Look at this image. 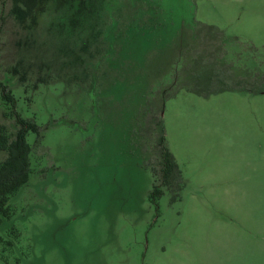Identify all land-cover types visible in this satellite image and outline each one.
<instances>
[{
	"label": "rangeland",
	"instance_id": "obj_1",
	"mask_svg": "<svg viewBox=\"0 0 264 264\" xmlns=\"http://www.w3.org/2000/svg\"><path fill=\"white\" fill-rule=\"evenodd\" d=\"M85 5L73 19L49 2L27 33L0 0V83L14 97L0 89V163L15 113L39 128L0 225V264H264V92L165 100L164 146L185 183L175 200L150 115L182 46L196 31L194 52L210 44L198 24L222 33L236 82L264 89V0ZM20 60L24 84L8 71Z\"/></svg>",
	"mask_w": 264,
	"mask_h": 264
},
{
	"label": "trees",
	"instance_id": "obj_2",
	"mask_svg": "<svg viewBox=\"0 0 264 264\" xmlns=\"http://www.w3.org/2000/svg\"><path fill=\"white\" fill-rule=\"evenodd\" d=\"M12 4L10 14L23 30H27L30 33L31 30L38 25L37 16L38 12L44 11L45 5L49 2H54V10L64 11L66 9L72 10L70 17L78 18L77 16L82 13L86 8L87 0H9ZM85 6V7H84ZM86 10V9H85ZM85 13V12H84ZM84 13L81 14V18L84 17ZM63 19V17H58ZM201 29L206 32H210V44L203 49V53L199 54L194 52V46L199 40L203 41V37L198 31L194 38L190 42H186L180 49L177 61L178 68L171 75L170 84L167 87L161 85L159 97L161 99L160 104L157 106L154 112L150 115H156L155 127L152 128V132L156 134L157 145L161 146V160H162V180L163 187H165L170 193L173 194V200L179 198L181 191L185 188V183L182 180L181 171L178 168L174 158L165 149L163 124L159 115H162L163 105L165 100L176 95V93L184 89L193 94L199 96H209L212 94H218L223 91H233L237 89L247 90L254 94H260L264 92L262 88L250 87L247 84L236 82L234 77V70L229 62H226V55L229 49L226 50L223 43L222 33L217 27L205 26L198 24ZM211 30V31H210ZM213 31V33H212ZM205 34V33H204ZM221 41L223 47L209 46ZM212 42V43H211ZM29 40L21 41L20 46L27 45ZM204 44V43H203ZM199 43L197 44V47ZM202 46V45H201ZM196 48V47H195ZM209 48V49H208ZM232 53V52H230ZM29 59V58H27ZM31 59V58H30ZM21 61V60H20ZM25 61V60H24ZM21 62H17L18 65L11 66L8 71L14 76H18L21 84H24L27 80L26 73ZM22 67V70L20 68ZM39 75V74H38ZM52 74L47 73L46 76H38L35 82L45 83L51 77ZM244 79V78H243ZM35 86V85H34ZM0 89L2 91L3 98L10 104H14V97L11 94L10 89L0 83ZM17 131L14 134V138L8 141L7 137L1 134L3 141L2 148L6 150V158L0 163V225L4 219H10L11 209L9 206L10 199L18 192V190L28 182L30 172V151L31 148L26 141V136L29 131L38 133V127L32 121L23 119L17 113L14 114ZM39 134V133H38ZM161 190L153 186V196L160 195Z\"/></svg>",
	"mask_w": 264,
	"mask_h": 264
},
{
	"label": "flooded vegetation",
	"instance_id": "obj_3",
	"mask_svg": "<svg viewBox=\"0 0 264 264\" xmlns=\"http://www.w3.org/2000/svg\"><path fill=\"white\" fill-rule=\"evenodd\" d=\"M29 180V179H28ZM5 220V219H4Z\"/></svg>",
	"mask_w": 264,
	"mask_h": 264
}]
</instances>
